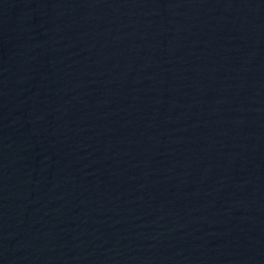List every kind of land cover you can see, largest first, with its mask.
Returning a JSON list of instances; mask_svg holds the SVG:
<instances>
[{"label": "water", "instance_id": "95a60500", "mask_svg": "<svg viewBox=\"0 0 264 264\" xmlns=\"http://www.w3.org/2000/svg\"><path fill=\"white\" fill-rule=\"evenodd\" d=\"M0 264H264V0H0Z\"/></svg>", "mask_w": 264, "mask_h": 264}]
</instances>
